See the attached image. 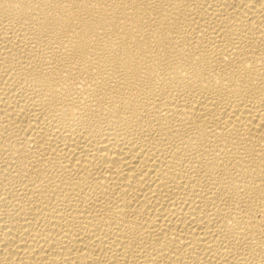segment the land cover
<instances>
[{"label": "bare ground", "instance_id": "1", "mask_svg": "<svg viewBox=\"0 0 264 264\" xmlns=\"http://www.w3.org/2000/svg\"><path fill=\"white\" fill-rule=\"evenodd\" d=\"M0 264H264V0H0Z\"/></svg>", "mask_w": 264, "mask_h": 264}]
</instances>
